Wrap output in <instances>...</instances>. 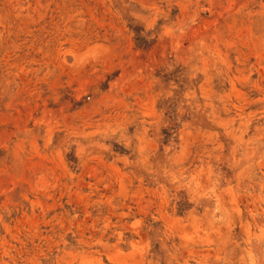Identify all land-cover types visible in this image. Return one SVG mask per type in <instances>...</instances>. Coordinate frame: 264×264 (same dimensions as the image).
<instances>
[{
    "label": "rangeland",
    "instance_id": "obj_1",
    "mask_svg": "<svg viewBox=\"0 0 264 264\" xmlns=\"http://www.w3.org/2000/svg\"><path fill=\"white\" fill-rule=\"evenodd\" d=\"M0 264H264V0H0Z\"/></svg>",
    "mask_w": 264,
    "mask_h": 264
}]
</instances>
